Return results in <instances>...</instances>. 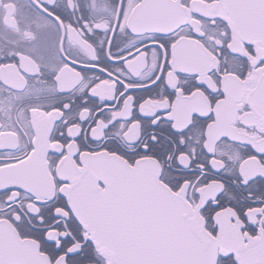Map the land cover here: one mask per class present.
I'll return each instance as SVG.
<instances>
[{"label":"snow or ice","instance_id":"obj_1","mask_svg":"<svg viewBox=\"0 0 264 264\" xmlns=\"http://www.w3.org/2000/svg\"><path fill=\"white\" fill-rule=\"evenodd\" d=\"M0 264H264V0H0Z\"/></svg>","mask_w":264,"mask_h":264}]
</instances>
